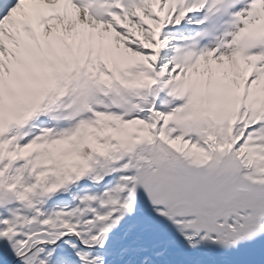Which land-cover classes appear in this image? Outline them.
<instances>
[{
    "label": "snow or ice",
    "instance_id": "6c2138e0",
    "mask_svg": "<svg viewBox=\"0 0 264 264\" xmlns=\"http://www.w3.org/2000/svg\"><path fill=\"white\" fill-rule=\"evenodd\" d=\"M0 264H264V0H0Z\"/></svg>",
    "mask_w": 264,
    "mask_h": 264
}]
</instances>
